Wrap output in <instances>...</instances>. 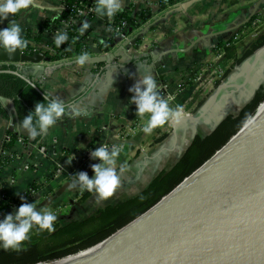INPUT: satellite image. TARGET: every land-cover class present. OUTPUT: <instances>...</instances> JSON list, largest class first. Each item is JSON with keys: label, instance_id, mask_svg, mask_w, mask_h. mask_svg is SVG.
<instances>
[{"label": "crops", "instance_id": "0c3cea01", "mask_svg": "<svg viewBox=\"0 0 264 264\" xmlns=\"http://www.w3.org/2000/svg\"><path fill=\"white\" fill-rule=\"evenodd\" d=\"M63 1L37 0V3L49 6L43 16L38 8L25 10L23 15L18 14L16 19L21 23L23 35L28 33L29 39L40 40L47 47L53 43L58 26L53 31L43 30V27L61 16ZM162 1L123 0L121 11L129 8H134L136 12L148 9L152 15L147 23L122 39L121 42H128L127 47L117 44L108 52H101L99 45L109 39L106 24L110 18L96 14L87 23L89 27L80 35L90 49L89 57H106L105 61L83 66H63L48 74L38 72L32 75L31 71L26 70V76L43 92L53 93L63 99L69 104V110L72 106H79L85 115L63 117L47 133L41 134L35 145L32 144V137L19 130L26 138V142L17 143L13 148L20 159H13L1 175L5 181L10 178L14 180L12 185L6 182L3 187L7 199H16L28 193L24 202H33L38 208L48 207L54 212L56 210V221L64 220L66 223L83 221L106 206L134 198L153 179L168 172L177 163L191 125L229 98L261 59L254 65L252 58L233 66L232 60L225 58L219 67L207 71L205 76H201L202 79L195 81L194 74L198 72L199 75L201 66L208 63L212 56L213 50L210 52L208 48L210 42H200L196 49L185 53L181 50L197 37L222 29L256 0H197L186 10L168 16H165L167 11L191 0H174L175 4L169 7L163 6ZM149 25V30L138 38L139 42L132 45L130 40L133 35ZM94 49L100 51L98 56L93 53ZM69 61L72 60L42 65ZM29 65L21 64L20 67ZM220 68L225 73L219 80L216 69ZM145 70H150L158 82L169 84L173 93L176 92L175 85L185 83L170 106L183 105L186 114L190 115L185 116L179 125L165 124L147 135L141 130L147 117L134 122L136 106L131 105V102L128 104L132 95L128 89L139 79V71L143 74ZM8 126V122L0 118V146ZM129 127H133L130 132ZM163 135L164 138L157 142ZM102 143L122 146L117 167L123 163L127 165V171L121 176L119 187L108 199L98 200L92 192L88 198L80 201L89 191L69 187L73 177L57 176V166L63 164L70 167L75 154ZM40 150L45 156L40 154ZM24 165H28V170L23 169ZM91 165L82 168L90 178L93 175ZM37 241L36 228H33L30 238L20 248ZM10 250L14 249L0 248V252Z\"/></svg>", "mask_w": 264, "mask_h": 264}, {"label": "water", "instance_id": "95a60500", "mask_svg": "<svg viewBox=\"0 0 264 264\" xmlns=\"http://www.w3.org/2000/svg\"><path fill=\"white\" fill-rule=\"evenodd\" d=\"M196 1L182 3L165 16L186 10ZM263 7L264 0H256L222 29L197 37L181 52L196 49L203 41L210 42L211 52L250 23ZM13 18L10 14L1 28H6ZM150 26L134 34L130 43L135 45ZM121 41L117 37L111 48L117 44L127 47L128 42ZM93 53L98 56L100 51L94 49ZM262 53L264 47L256 51L253 65ZM106 59L90 57L86 63ZM0 63L29 70L32 75L76 64L72 60L43 66L51 63L43 53L28 55L19 49L11 56L0 51ZM21 64L30 65L20 67ZM10 73L35 85L27 76ZM261 85H264V55L229 98L191 125L182 155L195 136L204 137L225 117L238 115ZM0 102L12 115L11 126L15 124L18 129L13 103L2 97ZM45 264H264V101L250 124H244L210 160L149 211L99 244Z\"/></svg>", "mask_w": 264, "mask_h": 264}, {"label": "trees", "instance_id": "16d2710c", "mask_svg": "<svg viewBox=\"0 0 264 264\" xmlns=\"http://www.w3.org/2000/svg\"><path fill=\"white\" fill-rule=\"evenodd\" d=\"M168 1L169 6L175 4L174 0ZM162 5L167 7L165 4ZM90 6H94L95 8V0H64L61 16L52 23H46L43 30L53 31L61 22L76 19L77 21L67 30L69 40L65 44H62L60 48H56L55 44L51 43L48 47L52 48V52L39 50L38 53H43L51 62L74 60L81 52L86 51L89 53L90 49L85 45L83 41L84 37L80 35V29L84 23H89L95 17L96 12L86 17L77 15V12L84 7L88 8ZM151 16V12L148 9L136 12L134 8H129L119 12L111 18L110 22H107L106 27L109 39L99 45V50L101 52H108L114 40L120 34L129 36L147 23ZM255 17L256 15L252 20ZM118 28L120 29V34L116 32ZM23 36L26 40L30 38L28 33ZM33 40L36 43L41 42L40 40ZM228 42H231V40ZM220 47H224L225 58L232 60L233 66L240 65L257 50L264 47V35L258 37L241 57H237L232 51V46H227L225 41L219 43L216 49ZM22 51L28 55L36 53L28 45ZM10 72H18L26 76V70L17 66L0 65V98H5L7 101L13 103L19 124L29 112L34 110L35 103L44 102V92L38 85L33 87L20 76ZM27 77L31 80L29 76ZM157 83L159 82L157 81ZM263 101L264 85H261L251 101L241 109L238 115L225 117L210 134L204 137L195 136L177 163L168 172L161 173L153 179L137 196L116 205L106 206L99 210L96 215L83 221H72L63 226L54 222L55 230L52 232L46 230L38 231L36 229L38 236L37 243L19 248L18 250L1 251L0 264L50 263L74 255L106 240L157 205L187 177L210 160L216 152L241 130L245 124V118L251 119L254 116L256 109ZM0 118L9 124L3 138L1 150L10 153L9 156L4 157L0 154L1 176L16 156L13 148L17 141L22 139L23 142H26V138L20 134L19 128L11 126L12 115L8 113L6 106L1 102ZM164 136L157 139V142L161 141ZM39 139L40 135L33 138L32 144H37ZM80 171H82V168L76 169L74 174ZM91 193L83 195L80 201H84ZM28 196L29 194L27 193L23 197L26 199ZM20 197L16 199H4L0 202V219H2V215L7 210L21 203Z\"/></svg>", "mask_w": 264, "mask_h": 264}, {"label": "clouds", "instance_id": "9594fccd", "mask_svg": "<svg viewBox=\"0 0 264 264\" xmlns=\"http://www.w3.org/2000/svg\"><path fill=\"white\" fill-rule=\"evenodd\" d=\"M122 3L123 0H95V12L100 17L112 18L122 10ZM32 8H38L40 15L43 16L49 6L37 3V0H0V23L8 19L10 14L14 17L6 28H0V51L11 56L17 49L21 52L27 47L28 41L24 38L23 28L16 17ZM88 27L89 25L84 23L80 29L81 34ZM52 40L55 47L60 48L69 40L67 31L57 30ZM89 59L88 52L84 51L75 58V63L83 66ZM158 87L151 71L145 70L143 74L139 71V79L128 89L132 94L128 104L131 102V105L136 106V117L141 119L147 117L141 129L146 135L165 124L179 125L186 115L184 106H170L169 101L158 91ZM68 115L83 116L85 112L79 106H72L69 110V104L63 99L53 93L44 92V102L35 103L34 110L20 121L18 128L35 138L47 133L52 126ZM244 123L250 124L251 119L246 117ZM121 151L122 146L116 143H112L111 146L102 143L95 150L90 151L91 159L99 161L91 165L93 175L90 178L87 172H77L72 175L73 179L69 187L93 192L98 200L111 197L121 184V176L127 171V165L123 163L117 167ZM20 199L24 201L23 196ZM57 218L51 208H38L33 202L21 203L13 213L0 219V248L18 250L22 243L30 238L33 228L38 231H54V222Z\"/></svg>", "mask_w": 264, "mask_h": 264}, {"label": "built area", "instance_id": "2783aa9c", "mask_svg": "<svg viewBox=\"0 0 264 264\" xmlns=\"http://www.w3.org/2000/svg\"><path fill=\"white\" fill-rule=\"evenodd\" d=\"M162 3L169 7V1L168 0H163ZM262 11H264V7L259 11V13L262 12ZM93 14H95V8H94V6H90L88 8L87 7H84V8L80 9L77 12V15H80V16H83V17L90 16V15H93ZM76 21H77L76 19H69L67 21L61 22L58 25V28H56V31L57 30H66L67 31L68 29H70L71 25L73 23H75ZM110 21H111V18L109 19V22ZM116 32L120 34V29L119 28L116 29ZM120 37H121V39H126L127 36H124V35H121L120 34ZM27 41H28V46L31 48L32 51H34L36 53H38L39 50H45V51L47 50V51L52 52V50H51L52 48L51 47H47L46 45H42L41 43H36L32 39H28ZM214 49H216V47ZM0 65L13 66L12 64H2V63H0ZM184 84L185 83H180V84L175 85L176 92L173 93V92H171V86L169 84L164 83V82H159L158 83V86H159L158 87V91L161 93V95L165 99H167L169 101V104H172L175 101L176 95L181 93V90H182V87L184 86ZM185 116L186 117H189L190 115L189 114H186ZM139 119H140L139 117H135L134 122H138ZM132 128L133 127H129L128 128L129 132L132 131L131 130ZM123 137H125V136H123ZM17 143L22 144L23 143V140L22 139L21 140H18ZM99 146H97V147H99ZM95 148L96 147L89 148L87 150H84L81 153L75 154L73 156V162H72V165L70 167H66L63 164L58 165L57 166V176L64 175L65 177L70 178V177H72V175L74 174V172H75L76 169L85 168L88 165L93 164V163H99L98 160L94 161L90 157V151L95 150ZM13 152H14V149H13ZM39 152H40V154L42 156H45V153L43 152V150H40ZM0 154L3 157L10 155L9 152H5L3 150H0ZM14 159L19 160L20 157L18 155H16ZM23 169L24 170H28V165H24L23 166ZM6 182H8L9 184L12 185L14 183V180L12 178H10L7 181H5L0 176V202L3 201L4 199H7V195H6V193L4 192V189H3V187L7 184Z\"/></svg>", "mask_w": 264, "mask_h": 264}, {"label": "rangeland", "instance_id": "374dc122", "mask_svg": "<svg viewBox=\"0 0 264 264\" xmlns=\"http://www.w3.org/2000/svg\"><path fill=\"white\" fill-rule=\"evenodd\" d=\"M254 23V24H253ZM264 35V11L257 13L254 20H252L250 23H248L245 27L241 28L240 30H237L233 35H230L229 37L225 38L223 41H225V44L227 46H232V51L237 57H241L246 50H248L258 37ZM231 42H228L230 41ZM256 53V52H255ZM255 53L247 58L246 60L252 59L255 56ZM264 55V53L261 54V58ZM225 59V52L224 47L217 48L213 50L212 56H210V60L208 63H205V65H202L199 69V75L198 72L194 74V80L197 81V79H202L201 76H205V73L207 71H211L214 67H219V64L222 60ZM219 74H216L218 79H222L224 76V71L219 69H216ZM215 70V71H216ZM217 79V80H218ZM14 211H8L7 213H13ZM7 215V214H6ZM60 222H65L64 220H60ZM59 222V223H60Z\"/></svg>", "mask_w": 264, "mask_h": 264}, {"label": "flooded vegetation", "instance_id": "af4514ba", "mask_svg": "<svg viewBox=\"0 0 264 264\" xmlns=\"http://www.w3.org/2000/svg\"><path fill=\"white\" fill-rule=\"evenodd\" d=\"M25 200V199H24ZM24 201H21V203H23ZM21 203L20 204H18L17 206H15V207H13V208H11V209H9L8 211H15V209H17L16 207H18L19 205H21ZM55 213L57 214V211L55 210ZM60 221H55V223H58L60 226H63V225H65L66 223H68V222H66V223H64V222H60ZM38 242V241H37ZM36 242V243H37ZM35 244V243H34ZM30 245H33V244H30Z\"/></svg>", "mask_w": 264, "mask_h": 264}, {"label": "bare ground", "instance_id": "6f19581e", "mask_svg": "<svg viewBox=\"0 0 264 264\" xmlns=\"http://www.w3.org/2000/svg\"><path fill=\"white\" fill-rule=\"evenodd\" d=\"M114 238H116V237H114ZM114 238H113V239H114ZM113 239L107 241L106 243H103L102 245L107 244V243H110ZM100 246H101V245H100ZM98 247H99V246H98Z\"/></svg>", "mask_w": 264, "mask_h": 264}]
</instances>
